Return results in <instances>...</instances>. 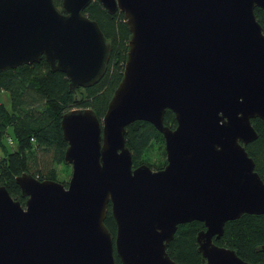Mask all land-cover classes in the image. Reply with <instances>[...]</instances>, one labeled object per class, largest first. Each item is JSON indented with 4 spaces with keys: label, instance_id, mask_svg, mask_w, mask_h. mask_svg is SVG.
<instances>
[{
    "label": "water",
    "instance_id": "95a60500",
    "mask_svg": "<svg viewBox=\"0 0 264 264\" xmlns=\"http://www.w3.org/2000/svg\"><path fill=\"white\" fill-rule=\"evenodd\" d=\"M91 0H0V71L38 62L68 88L94 84L109 44L84 13ZM129 31L122 77L98 119L60 117L66 184L14 177L23 205L0 185V264H180L165 247L199 221L203 264H253L216 245L223 224L264 213V182L244 145L264 122V0H96ZM165 109L175 126L162 123ZM142 120L163 138L165 164L131 166L124 127ZM112 235L103 223L106 207ZM264 252V243L259 246Z\"/></svg>",
    "mask_w": 264,
    "mask_h": 264
},
{
    "label": "trees",
    "instance_id": "16d2710c",
    "mask_svg": "<svg viewBox=\"0 0 264 264\" xmlns=\"http://www.w3.org/2000/svg\"><path fill=\"white\" fill-rule=\"evenodd\" d=\"M52 1L61 10V0ZM83 13L96 22L110 48L104 73L94 84L71 91L64 74L50 71L43 56L38 62L0 71V93L5 92L9 100L6 108L0 99V149L5 148L4 137L9 136L13 142L6 155H0V185L21 205L24 197L14 181L15 176L27 172L38 180H56V166H68L63 161L66 141L59 124L62 113L89 107L100 119L122 77L129 37L122 13L109 14L96 0H91ZM253 14L264 32V10L254 7ZM162 123L169 128L175 126L174 116L168 109L163 112ZM250 123L257 137L245 144L244 149L264 182V122L255 117ZM124 141L132 167L144 163L157 170L164 166L162 135L148 122L135 120L125 125ZM59 182L66 184L64 180ZM106 209L103 223L114 235L109 204ZM201 229L202 223L195 220L178 224L165 247L169 258L180 264H203L195 242V234ZM212 241L232 249L246 262L264 264V252L259 249L264 243V213L241 214L226 221L219 238L213 237ZM114 263L120 264L115 255Z\"/></svg>",
    "mask_w": 264,
    "mask_h": 264
},
{
    "label": "rangeland",
    "instance_id": "374dc122",
    "mask_svg": "<svg viewBox=\"0 0 264 264\" xmlns=\"http://www.w3.org/2000/svg\"><path fill=\"white\" fill-rule=\"evenodd\" d=\"M0 99H1L2 103L4 104V106L6 108H8L9 107V100H8V97H7L5 92L0 93ZM6 141H7V138L4 137L2 142L4 143L5 148H1L2 150L0 149V154L6 155L7 151L10 149V147H8L10 145L7 144ZM56 172H57L56 180L57 181L64 180L66 182L69 178V175H70V165L68 164L67 167L64 164L57 165L56 166Z\"/></svg>",
    "mask_w": 264,
    "mask_h": 264
},
{
    "label": "built area",
    "instance_id": "2783aa9c",
    "mask_svg": "<svg viewBox=\"0 0 264 264\" xmlns=\"http://www.w3.org/2000/svg\"><path fill=\"white\" fill-rule=\"evenodd\" d=\"M6 138H7V141H6L7 144L12 145V143H13L12 139L10 137H8V136Z\"/></svg>",
    "mask_w": 264,
    "mask_h": 264
},
{
    "label": "flooded vegetation",
    "instance_id": "af4514ba",
    "mask_svg": "<svg viewBox=\"0 0 264 264\" xmlns=\"http://www.w3.org/2000/svg\"><path fill=\"white\" fill-rule=\"evenodd\" d=\"M109 50H110V48H109ZM108 58H109V52H108V57H107V60H108ZM106 63H107V61H106ZM168 243V242H167Z\"/></svg>",
    "mask_w": 264,
    "mask_h": 264
},
{
    "label": "crops",
    "instance_id": "0c3cea01",
    "mask_svg": "<svg viewBox=\"0 0 264 264\" xmlns=\"http://www.w3.org/2000/svg\"><path fill=\"white\" fill-rule=\"evenodd\" d=\"M1 155V154H0Z\"/></svg>",
    "mask_w": 264,
    "mask_h": 264
}]
</instances>
